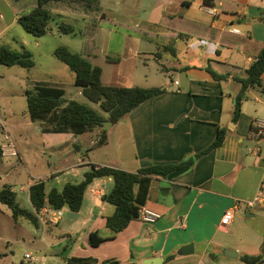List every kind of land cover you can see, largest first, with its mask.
<instances>
[{
	"label": "crops",
	"instance_id": "crops-1",
	"mask_svg": "<svg viewBox=\"0 0 264 264\" xmlns=\"http://www.w3.org/2000/svg\"><path fill=\"white\" fill-rule=\"evenodd\" d=\"M210 9L215 15L208 13ZM142 13L140 34L154 43V50L147 55L167 66L162 70L168 81L159 86L165 92L137 106L123 122L128 132L129 167H121L120 144L115 159L107 157L95 165L135 173L151 165L177 164L208 147L218 130H224L225 136L221 145L196 159L191 167L151 178L143 207L161 215L154 224L132 220L123 231L109 232L105 219L114 207L103 201V196L110 192L113 181L94 179L86 188L79 212L74 213L77 217L68 219L65 235L75 248L71 257L92 258L95 264L105 260L144 264L155 258L161 264H245L241 256L259 255L264 241V129L257 124L264 123V72L261 88L246 90L235 122L232 113L238 80L246 77V70L264 47V0H146ZM56 14L63 16L60 11ZM207 66L226 79L214 80ZM28 84L25 91L34 86ZM78 95L82 96L80 89ZM2 124V134L8 135L9 141L3 138L0 143V159H20L19 148L11 143ZM38 125L47 140L43 149L59 148L67 139L83 135L42 133L43 123ZM79 150L80 145L73 146L72 151ZM92 164L81 158L67 167V179L61 181L58 171L49 178L59 184L79 182ZM257 196L261 203L244 206ZM228 210L232 218L222 224ZM43 224L39 215L38 232H44ZM92 231H98L105 241L97 247L88 245L89 251L94 248L98 254H83L78 249L84 250ZM77 237L82 239L79 245ZM189 244L192 254L178 255ZM224 250L236 257L225 256ZM66 259L55 251L48 261L41 260L65 264Z\"/></svg>",
	"mask_w": 264,
	"mask_h": 264
},
{
	"label": "rangeland",
	"instance_id": "rangeland-1",
	"mask_svg": "<svg viewBox=\"0 0 264 264\" xmlns=\"http://www.w3.org/2000/svg\"><path fill=\"white\" fill-rule=\"evenodd\" d=\"M144 3L146 0L52 1L44 6L52 11L48 31L36 37L26 33L14 20V16L30 12L36 6V0H0V46L16 51L23 46L31 53L34 63L29 69L0 65V122L6 127L11 143L21 152L20 159L18 156L0 159V188L10 185L19 207L31 210L28 187L33 182L43 179L47 190L60 189L64 183L50 179V173L58 171L57 176L62 181L68 178L67 167L81 158L94 164L107 157L115 159L118 144L123 151L121 167H129L128 132L123 123L127 115L120 123L108 120L90 133L67 139L59 148L43 149L42 143L47 144V140L39 133L38 122L31 123L28 119L24 89L28 81V85L41 83L60 88L64 90L66 99L81 101L101 113L96 104L78 95L79 88L74 85L73 72L53 55L58 46L81 55L93 66L99 67L103 85L140 88L164 85L168 81L162 70L167 68L166 63L147 55L154 48V43L140 34L142 28L139 26L142 24L138 19L143 16ZM57 11L63 16L56 14ZM56 22L71 24L74 34L59 33ZM1 128L0 143L4 137ZM101 132H105L106 142L98 145L96 140H99ZM75 145H80L79 152L72 151ZM67 214L63 212L56 226H52L41 214L44 222L42 233L24 218L14 220L8 207L0 204V264H24L26 253L40 259L35 264H45L41 259L48 261L55 251L63 259L74 255L73 243L65 235L68 233ZM81 242L82 239L77 237V244ZM78 250L83 254L89 251L88 243L84 250ZM90 251L94 255L99 253L94 248Z\"/></svg>",
	"mask_w": 264,
	"mask_h": 264
},
{
	"label": "trees",
	"instance_id": "trees-1",
	"mask_svg": "<svg viewBox=\"0 0 264 264\" xmlns=\"http://www.w3.org/2000/svg\"><path fill=\"white\" fill-rule=\"evenodd\" d=\"M52 1L59 0H36V6L27 14L18 15L16 23L30 35L36 37L44 35L48 31V25L52 18L44 6ZM204 2L206 3V0ZM55 25L59 33L74 34V27L71 24L56 22ZM53 55L73 72L74 85L81 90L84 98L98 105L101 113L86 104L66 99L64 91L60 88L36 83L32 89L25 91L26 113L30 122L43 123V127L40 129L42 133L82 135L95 127H101L108 120L119 121L140 104L165 92L162 87L106 86L101 83V69L93 66L81 55L72 53L63 46L56 47ZM0 65L29 69L33 67L34 63L31 53L24 47L16 51L0 46ZM206 71L216 81L226 79V76L216 74L208 66ZM263 72L264 47L246 70V77L238 80L240 86L235 95L233 122L239 117L240 106L246 90L253 87L261 88ZM261 92L264 93L263 90ZM224 136L225 131L218 130L215 139L208 147L177 164L151 165L138 169L135 173L92 164L90 170L83 174L81 181L67 182L60 189L50 188L47 190L45 182L38 181L28 188V199L33 209L32 212L19 207L16 202V194L12 191L11 186L4 185L0 188V204L8 207L14 220L24 218L37 227L38 216L43 215L44 208L53 210L67 208L72 213H78L87 186L94 179L111 178L113 181L112 189L103 196V201L112 205L114 212L105 219V227L116 234L123 231L132 220L137 219L140 207L145 204L149 183L154 175H167L191 167L196 159L221 145ZM105 142L106 137L102 134L97 144L103 145ZM104 241L105 239L99 236L98 231H92L88 234L89 246L97 247ZM1 256L2 254H0ZM168 259H172V257ZM241 261L245 264L263 263L264 241L259 255H243ZM95 263L97 261L92 258L70 257L65 260V264ZM102 264L120 263L115 260H105Z\"/></svg>",
	"mask_w": 264,
	"mask_h": 264
},
{
	"label": "built area",
	"instance_id": "built-area-1",
	"mask_svg": "<svg viewBox=\"0 0 264 264\" xmlns=\"http://www.w3.org/2000/svg\"><path fill=\"white\" fill-rule=\"evenodd\" d=\"M208 13L211 15H215V11L214 10H208ZM231 32L236 33V30H231ZM259 125V127H261V129H264V123H257ZM4 140H8L9 141V137L8 135L4 134ZM92 193H95L91 190ZM261 198L260 197H255L251 200L245 201L244 202V206L246 208H251L259 203H261ZM43 214L46 216L47 220L49 223L56 225L62 218L63 216V208L59 209V210H53V209H49V208H44L43 209ZM161 218V215L149 210L145 207H140L139 211H138V217L136 220L144 223V224H154L156 223L159 219ZM232 218V211L228 210L223 214L221 223L222 224H228L230 222ZM24 264H35V263H39L40 259L33 256L30 253H26L24 254Z\"/></svg>",
	"mask_w": 264,
	"mask_h": 264
},
{
	"label": "water",
	"instance_id": "water-1",
	"mask_svg": "<svg viewBox=\"0 0 264 264\" xmlns=\"http://www.w3.org/2000/svg\"><path fill=\"white\" fill-rule=\"evenodd\" d=\"M67 217H68V219H73V218H76L77 215L72 213V212H68ZM192 252H193V246L191 244H189V245L183 246L179 250L178 255L185 256V255L192 254ZM223 254L227 257H232V258L236 257L235 254H233L232 252H229L227 250H224ZM144 264H161V263H160L159 258H155V259L145 260Z\"/></svg>",
	"mask_w": 264,
	"mask_h": 264
}]
</instances>
